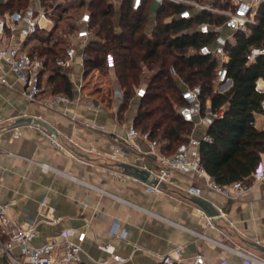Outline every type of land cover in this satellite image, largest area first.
I'll list each match as a JSON object with an SVG mask.
<instances>
[{"label":"crops","instance_id":"0c3cea01","mask_svg":"<svg viewBox=\"0 0 264 264\" xmlns=\"http://www.w3.org/2000/svg\"><path fill=\"white\" fill-rule=\"evenodd\" d=\"M4 1L0 0V4ZM121 1L110 0L116 10ZM88 2L84 0V10H89ZM221 2L204 1L223 8L219 5ZM149 4L152 20L158 4L153 1ZM54 11L50 20L42 21L39 32L47 33L52 27L53 31ZM5 12L9 10L2 7L0 13ZM74 27L73 39L69 40H76ZM36 34L25 42L31 52L36 46L33 44ZM81 50L78 49L72 72L68 73L72 82L75 81L71 101L50 106L46 100L54 94L49 91L45 69L41 76L42 90L36 101L28 102L23 95V82L6 62H0V201L11 202L10 216L20 223H36L40 232L34 240L36 244L63 228H75L77 234L83 232V256L91 262L108 258L98 244L111 241L120 254L128 257L120 264H157L162 255L179 246L187 258L202 252L210 264H243V257L225 247L223 241L251 252L254 251L244 244L254 248L253 242L264 245V180L250 183V188L236 199L202 188L197 195L225 213L223 217L214 218L215 226L210 227L205 225L202 210L187 193L190 184L199 185L198 180L184 174H171L163 190H149L144 181L115 162H107L89 152L90 145L108 149V144L103 146L108 136L91 125L123 134L135 116L138 100L132 99L133 107L126 109L119 119L115 103L111 107L79 90L77 84L83 75ZM76 66H80V75ZM108 71L114 73V69ZM115 83L114 89L118 88ZM28 116L53 126L55 135L68 144L74 156L57 151L50 143V134L37 124L11 127L17 118ZM255 126L264 129L262 113L255 114ZM205 129L203 125L197 126L194 135L202 134ZM41 163L50 168H42ZM115 222L125 230V238L115 237L110 232ZM256 254L264 256L263 252Z\"/></svg>","mask_w":264,"mask_h":264},{"label":"trees","instance_id":"16d2710c","mask_svg":"<svg viewBox=\"0 0 264 264\" xmlns=\"http://www.w3.org/2000/svg\"><path fill=\"white\" fill-rule=\"evenodd\" d=\"M41 1L47 6L53 5L52 1ZM195 1L204 3V0ZM29 2L5 0L0 8L16 12ZM225 4L219 5L225 7ZM82 5L84 0L71 1L61 8L56 20L68 8ZM87 5L92 32L81 50L83 74L108 70L107 55H113L118 88L108 90L112 98L120 92L117 117L123 116L132 99L138 100L133 125L148 131L150 137L159 140L161 149L170 153L193 131V125L184 121L178 112L183 85H200L202 99H210L213 107L224 102L229 105L224 115L208 127L212 141L200 145L202 166L219 184L239 180L250 184L251 173L264 155V129L255 126V114L262 113L264 99V91L255 90L257 78H264V54L251 62L247 54L252 47H264V0L257 5L256 22L250 24L249 33L234 32V40L226 45L229 59L225 65L232 83L223 93L218 92L214 83L217 60L197 52L201 44L210 40L197 26L202 22L221 23L225 16L183 3L164 2L158 5L152 23L149 0L138 10H132L130 0H122L118 10L110 0H89ZM186 7L191 9L192 17L180 18L178 13ZM52 35L53 31H49L39 36L40 45L32 52L44 58L45 70L49 62L57 65L47 75L49 91L71 98L73 84L68 72L56 63L64 49L60 44L63 40L55 39L49 44ZM170 67H174L176 76L171 75ZM141 83H145L146 93L135 98V88Z\"/></svg>","mask_w":264,"mask_h":264},{"label":"built area","instance_id":"2783aa9c","mask_svg":"<svg viewBox=\"0 0 264 264\" xmlns=\"http://www.w3.org/2000/svg\"><path fill=\"white\" fill-rule=\"evenodd\" d=\"M145 0H130L132 10H138ZM162 4L164 2L183 3L193 6L197 10H207L225 16L221 23L202 22L197 30L204 36H210V40L203 43L197 49L202 55L215 58L217 67L214 83L218 92H225L231 85L228 77V69L225 65L229 59L226 45L231 40L234 32L248 34L250 24L255 23L254 12L257 5L263 0H222L226 2L223 8L212 4L200 3L195 0H149ZM61 5V2L46 6L41 0H32L24 9L16 12L0 13V62L4 61L9 69L23 82V95L28 102H34L42 90L41 76L44 70V58L26 49V39L35 35L42 27L43 20H50V15ZM192 11L186 7L178 13L180 18L189 19ZM91 15L89 10L81 12L74 22V35L76 40H69L64 54L56 58V63L64 68L71 67L79 48L86 45L92 28L90 26ZM154 23V17L151 20ZM264 54V47H252L247 54L248 62L256 56ZM109 69H114V58L111 53L107 55ZM172 76H176L174 67H170ZM73 82H75L73 80ZM264 78L259 77L255 82V90L264 91ZM80 90V85H78ZM146 93L145 83L135 88V98H140ZM200 85L184 84L181 90L182 105L178 112L184 121L193 125V131L185 140L180 142L174 151L167 153L161 149L157 138L150 137L148 131H141L131 122L123 134L109 132L100 128L99 125L91 127L100 129L106 134L108 144L107 151L93 145L87 150L97 157L105 158L107 162H126L143 168L149 172L144 182L146 188L153 191L163 190L162 184L169 180L171 174H184L192 180H198L199 185L190 184L187 193L199 194L202 188H208L222 196L236 199L257 181L264 180V155L255 165L251 173V184L242 181H233L229 184L217 183L204 169L201 162L200 145L202 142H211L212 136L208 133V127L216 118H221L228 109V103L224 102L218 107H213L210 99L203 100ZM117 101L120 92H116ZM71 98L64 93H56L46 100L48 106L58 103H69ZM88 100L87 102H90ZM262 114L264 115V99L261 102ZM2 117L0 116V123ZM205 126V131L196 136L194 129L197 126ZM1 132V128H0ZM50 143L57 151H63L71 156L74 152L68 144L58 139L55 134L49 135ZM42 168H50L48 164L41 163ZM11 202L0 201V264H120L128 260L117 250L113 242L107 241L98 244V248L108 255L107 259L88 261L83 256L81 241L84 233L77 234L75 228H63L50 235L42 243L36 244L34 240L39 235V229L34 222L20 223L12 218L8 212ZM205 225L214 227V218L223 217L225 213L220 210L215 217L206 216ZM110 232L119 238H125L126 232L121 229L117 222L113 223ZM77 234V236H76ZM75 236V238H74ZM210 240V238H208ZM221 243V242H220ZM223 244V243H222ZM228 249L243 257V264H264V256L251 251L235 248L223 244ZM163 264H210L202 252H197L187 258L182 247H176L159 258Z\"/></svg>","mask_w":264,"mask_h":264},{"label":"rangeland","instance_id":"374dc122","mask_svg":"<svg viewBox=\"0 0 264 264\" xmlns=\"http://www.w3.org/2000/svg\"><path fill=\"white\" fill-rule=\"evenodd\" d=\"M46 2L50 3L51 1L54 3L57 2H61V5L59 7V9H57L56 11H54L53 13V18L54 21H51V23L54 25V29H53V35L51 37V40L49 42V44L52 43L53 40L58 39V40H63V42H61L60 44L63 46V48H65L66 46V41L69 39H73V28L71 26H74V22L75 20L80 16L81 12L84 10V7L82 6H78L75 8L74 7H70L68 8V10L66 12L62 13V18L60 20H56V17L58 14L61 13V8L63 6L68 5L71 1L72 2H76L78 0H45ZM204 1H210V0H204ZM75 4V3H74ZM52 25V26H53ZM53 28V27H52ZM52 28L50 29L52 31ZM47 33L46 31H40L39 33H37L35 39L33 40V44L38 46L40 45V41L38 40L39 36H45ZM63 51L61 52V54H63ZM57 66L55 63L49 62L48 65L46 66V75L49 73L50 68H52L53 66ZM64 68V67H63ZM68 73L72 72V66L71 67H66L64 68ZM75 70L78 71L79 75L81 74V70H80V66H76ZM113 72H110L108 70L104 71V72H100V73H96L95 71H91L90 73H88L87 75H82L81 80H79V84L80 85V89L83 93H90L92 94V96L96 99V101H100L102 103H106L108 105H110L111 107L113 106L114 100L116 98V96H113L114 98L110 97V92L108 90V88H112V86H116V77L115 74L113 75ZM70 78V76H69ZM71 80V78H70ZM72 82V80H71ZM73 87H75L74 82H72ZM49 88V87H48ZM112 98V99H111ZM116 100V99H115ZM130 107H133V103L130 102L129 106L127 109H130ZM123 117V116H122ZM120 119V118H119ZM264 228V226H263ZM225 244L233 246L232 244H229L230 242L228 240L223 241ZM237 242H240V240H238ZM245 247H250L248 249H251L252 251L256 252V253H262L259 252L256 248L251 247V246H247L246 244H244Z\"/></svg>","mask_w":264,"mask_h":264},{"label":"water","instance_id":"95a60500","mask_svg":"<svg viewBox=\"0 0 264 264\" xmlns=\"http://www.w3.org/2000/svg\"><path fill=\"white\" fill-rule=\"evenodd\" d=\"M19 124H37L44 128L46 132L50 135L55 134V129L53 126H51L48 122L45 120H42L40 118H35L33 116L28 117H19L17 118L11 127L18 126ZM120 167L124 168L130 175L142 180L146 181L147 177L149 175V172L143 168H139L137 166H134L132 164L126 163V162H119L117 163ZM165 184L163 183L162 186ZM189 199L198 206L202 210V212L209 217H215L219 214L220 210L217 209L212 202H210L208 199L201 197L197 194H191ZM253 246H255L258 250L264 253V245L259 244L258 242H253Z\"/></svg>","mask_w":264,"mask_h":264}]
</instances>
